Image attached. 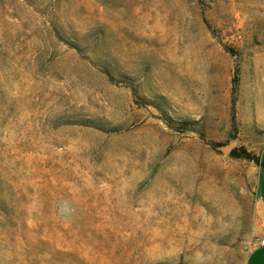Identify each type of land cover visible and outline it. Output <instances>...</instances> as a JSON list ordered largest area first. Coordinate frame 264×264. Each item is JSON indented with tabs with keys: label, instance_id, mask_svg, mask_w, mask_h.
<instances>
[{
	"label": "rangeland",
	"instance_id": "1",
	"mask_svg": "<svg viewBox=\"0 0 264 264\" xmlns=\"http://www.w3.org/2000/svg\"><path fill=\"white\" fill-rule=\"evenodd\" d=\"M264 218V0H0V264H244Z\"/></svg>",
	"mask_w": 264,
	"mask_h": 264
},
{
	"label": "crops",
	"instance_id": "2",
	"mask_svg": "<svg viewBox=\"0 0 264 264\" xmlns=\"http://www.w3.org/2000/svg\"><path fill=\"white\" fill-rule=\"evenodd\" d=\"M259 230L258 238H264V218ZM258 238L254 240L252 246L249 248L244 264H264V244H259Z\"/></svg>",
	"mask_w": 264,
	"mask_h": 264
},
{
	"label": "built area",
	"instance_id": "3",
	"mask_svg": "<svg viewBox=\"0 0 264 264\" xmlns=\"http://www.w3.org/2000/svg\"><path fill=\"white\" fill-rule=\"evenodd\" d=\"M257 240L259 244H264V238H260V239L258 238Z\"/></svg>",
	"mask_w": 264,
	"mask_h": 264
}]
</instances>
